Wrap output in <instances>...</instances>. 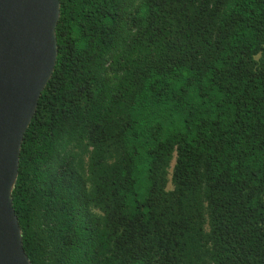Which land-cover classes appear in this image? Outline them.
I'll return each instance as SVG.
<instances>
[{
  "label": "trees",
  "instance_id": "16d2710c",
  "mask_svg": "<svg viewBox=\"0 0 264 264\" xmlns=\"http://www.w3.org/2000/svg\"><path fill=\"white\" fill-rule=\"evenodd\" d=\"M56 38L12 190L30 263L264 264V0H60Z\"/></svg>",
  "mask_w": 264,
  "mask_h": 264
},
{
  "label": "water",
  "instance_id": "95a60500",
  "mask_svg": "<svg viewBox=\"0 0 264 264\" xmlns=\"http://www.w3.org/2000/svg\"><path fill=\"white\" fill-rule=\"evenodd\" d=\"M60 0H0V264H31L12 201L21 146L58 55Z\"/></svg>",
  "mask_w": 264,
  "mask_h": 264
},
{
  "label": "rangeland",
  "instance_id": "374dc122",
  "mask_svg": "<svg viewBox=\"0 0 264 264\" xmlns=\"http://www.w3.org/2000/svg\"><path fill=\"white\" fill-rule=\"evenodd\" d=\"M173 165H174V160L171 162L170 169H169V177H168L169 183H168V186H167L168 190L172 189V185H171L170 179H171V171H172Z\"/></svg>",
  "mask_w": 264,
  "mask_h": 264
}]
</instances>
